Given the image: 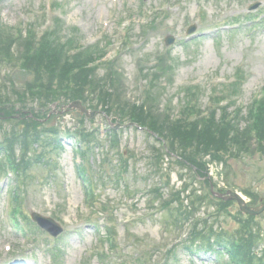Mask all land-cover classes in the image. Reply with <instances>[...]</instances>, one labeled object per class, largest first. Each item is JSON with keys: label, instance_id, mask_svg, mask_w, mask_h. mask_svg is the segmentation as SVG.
I'll return each mask as SVG.
<instances>
[{"label": "rangeland", "instance_id": "obj_1", "mask_svg": "<svg viewBox=\"0 0 264 264\" xmlns=\"http://www.w3.org/2000/svg\"><path fill=\"white\" fill-rule=\"evenodd\" d=\"M59 1L66 3L64 21L67 27H80L82 42L84 41L86 45L98 39L102 21L113 20L108 27V34L115 38L113 40L116 44L111 48L110 56L114 57L117 52H122L119 65L124 73L118 93L132 102L142 98L141 89L145 84L139 81L140 59L149 60L151 58L149 56L155 57L166 48L164 43L166 36L170 34L176 36L175 44L167 47L172 52L168 58L176 64V70L170 71L168 75L171 83L166 90L172 101L169 102L159 97L150 109L159 118L169 123L171 122L170 116L165 114L168 108L172 109L174 118L178 117V112L185 111L186 115L188 113L187 101L190 105L196 97L198 102L195 104H199L205 112H212L220 98L215 97V93L220 92L213 88L214 85L225 82L235 72H239L237 69L239 65L243 66L241 72L244 79L246 77L247 79L244 84L237 85L236 89L241 94L231 108L239 107V105L248 107L254 96L263 94L261 88L264 86V0H126L132 5L133 14L131 16L137 19L136 23L131 24V36L133 42L136 43L131 52L122 48V32L114 23L117 17L115 9L120 8L121 1L116 6L112 4V0ZM256 1L262 2L259 12L256 13L257 10L248 11V5ZM142 4L153 9L154 15L160 17L156 29L142 32V26L138 20L141 16ZM102 6L104 13L98 14ZM42 8L43 0H0V20L4 27L10 28L19 26L20 23L24 28L28 22L35 21L42 25L45 19H48V16L43 17ZM122 8L121 6L118 11L121 17ZM248 13H253L260 21L258 23L246 21L248 17L243 16ZM165 15L168 17L163 20L162 17ZM232 22L239 23L240 26L237 29L223 27L224 24ZM192 25H196L197 29L194 35H188L187 30ZM0 50L2 51L0 58V139L15 125L14 119L11 118L15 111L10 109L4 113L3 110L6 111V107L18 104L19 100L20 102L27 101L30 107L44 106L38 109H43L47 117L50 107L55 102L59 103L57 110L52 111L53 115L51 113L50 120L47 118L48 122L43 121L46 130L51 132L46 133L42 148L38 147V151H41L45 160L42 164L38 162L37 165L32 164L34 166L26 186L18 184L15 179H7L0 172V264L19 262L20 264H87L88 258L92 259V264H113L119 261L114 248L107 251L106 258H100V255L96 253L90 256L99 248L100 238L105 235L106 230L103 227L102 215H91L92 212H87L86 185L80 176L79 169L85 172L84 175L86 174L88 180L95 186L93 199H99L113 207L116 218L114 219L115 246L121 248L123 256L130 259L138 256L141 264H149V262L157 264L162 261L167 256L162 248L186 233L189 227L183 224L177 225L167 232L164 222L169 220L168 214H152L146 210L148 202L146 197L142 196V192L159 182V179L155 177L148 180L147 156L152 142L148 141L146 133L137 130V125H133L130 121H126L127 125L118 129L120 130L119 147L121 151L127 150L130 154L138 155L136 161H129L130 167L127 173L128 181L137 193L131 202L126 197L125 184L119 183L109 164L108 167L106 166V162L116 166L119 162L118 153L115 151L109 155V160L103 163L100 161L107 155L106 134H108L106 131L108 123L102 106L96 109L97 114L93 119L83 121L78 118L77 112L61 107L68 104L71 99L61 98L60 94L57 97L55 93L52 94V91H49V86H60L59 83L64 85L66 81L58 76H46L36 72L35 68L29 64V60L20 64V58L26 56L22 54L24 48L10 40L2 42ZM3 52L6 56L4 58H11L9 65L2 64ZM103 72L105 71H100L99 75H103ZM37 82L44 87L41 93L31 95L24 90ZM195 83L200 85V92L199 95L191 96L187 92V87L183 86ZM13 86L14 89H12ZM159 91L162 90L159 89ZM48 95H53L54 98ZM83 102L88 103L87 105L91 104V101H86V94ZM95 103L97 104L96 101ZM173 104V107L169 106ZM21 108H24L23 104ZM130 108L131 105L124 108V112L129 113ZM40 112L37 110V113ZM216 112L218 117L222 115L220 111L216 110ZM246 114H242L245 119H247V116H244ZM128 120L131 118L129 117ZM240 123L243 128L248 129L250 134H253V143L256 144L255 133L251 132L244 120L239 121ZM93 127L98 131L94 141L78 139L75 130L86 133L89 128ZM52 133L56 134L53 136ZM54 137H60V141L53 144ZM259 148L260 146L254 145L257 152ZM182 151L184 152L183 149ZM229 152L231 149L224 152L223 159L220 161L212 160L208 155L203 156V160L207 162L204 164L213 176V182L221 191H238L251 205L259 204L260 200L264 199V154L252 153L248 156L231 158L226 155ZM6 154V148L1 147L0 164ZM174 160L165 158L164 162L166 166L170 164V185L177 189L182 185L179 174L186 178L187 172L179 168ZM104 175L107 176L103 179ZM196 187L198 189L194 187L193 189L200 192L198 204L201 206L195 212L198 217H201L199 221L212 213L213 215L208 217V224L210 223L211 226L213 224L212 228L215 233H219V236L222 234L224 237L226 235L238 239L242 237L243 247L247 250L248 256L251 252L258 256L264 254V213L252 217L243 213L237 203L230 202L223 205V208L217 212L215 202L209 197L210 187L204 183L197 184ZM12 190L21 195V202L27 214L30 215L31 211L39 212L42 215L53 217L64 227L65 231L56 238L57 242L53 241V237H47L42 232L37 233L34 242H24L20 233L17 235L14 229L9 231L6 205ZM187 195V192L184 193V196ZM128 220L130 221L129 229L124 224ZM215 226L219 229L218 231H215ZM6 240H9L10 244H3ZM49 243L51 246L56 245V250L51 251L50 254L48 250L52 249H49ZM9 245L11 247L13 245L11 252H7ZM241 250H237L235 255L239 256ZM170 259L171 264H234L232 254L225 248H221L216 255L202 250L192 253L184 246H179L175 248ZM247 259L249 260V257Z\"/></svg>", "mask_w": 264, "mask_h": 264}, {"label": "trees", "instance_id": "obj_2", "mask_svg": "<svg viewBox=\"0 0 264 264\" xmlns=\"http://www.w3.org/2000/svg\"><path fill=\"white\" fill-rule=\"evenodd\" d=\"M88 77H90V71H80L74 79L73 83L77 88H75L74 94L78 95L80 92H83V87H86ZM74 91V90H73ZM114 100L115 97H114ZM116 103V102H115ZM119 104V103H118ZM116 105V104H115ZM119 104V112L124 115V108L129 107L128 104ZM148 108L151 109V104H148ZM147 111L144 109H139L137 114L135 115L136 122L140 125L145 127L147 130H151L158 134L160 137L166 140L167 146L170 152L175 153L181 159H175L174 163L180 168L186 170L190 176V178L200 177V180L196 178L195 182H202L203 178L205 177L204 171L206 170V165L204 164L203 158L205 155H211L213 158L220 159L224 156V152H228L229 149H234L238 151H242L244 153H248L251 151V137L246 132H240L238 129V125H233L228 123L225 128L220 129L221 131L218 132L216 129L219 127L216 124H213L212 120H202L193 128L187 130L184 127H179L174 122H168L165 119L159 118L153 111ZM130 115V114H129ZM256 120V129H257V138H258V145L262 148L260 149L261 152L264 153V105L259 110L257 114ZM95 134H86L83 138H91L94 137ZM246 137V139H244ZM184 150V152L182 151ZM196 150V151H195ZM204 156V157H203ZM168 157L173 160L172 156ZM155 169L159 173L165 174L168 176L170 174L169 165L167 167L164 166L165 162V155H163V151L158 149L155 153ZM187 163L191 164L188 165ZM192 167H195L194 170ZM181 180H184V176L180 177ZM194 182V183H195ZM183 187L181 189H177L175 192L173 190L169 194L172 198L167 201L178 204V208L176 207V215L179 220L185 218L186 216L194 213L198 206V201H200V196L198 191H195L192 187H188L186 180L183 183ZM193 184V183H192ZM191 184V185H192ZM170 185L168 184V188ZM188 193L186 197L184 193ZM193 195V196H192ZM164 196H162L163 198ZM166 200V198H164ZM186 200L189 201V204H186ZM166 201V202H167ZM167 202V203H169ZM172 216L175 213H171ZM212 227H209L207 232L208 238L206 240L200 241L204 245H207L209 249H215L214 246L218 245V248L222 245H226L225 241H230L229 239H225L224 237H215L213 236V242L211 243V233ZM210 235V237H209ZM225 240V241H224ZM229 243V242H228ZM255 245V244H254ZM255 247V246H254ZM241 246L237 249L239 250ZM264 253V252H263ZM240 254H242L243 259L240 260L241 262H247V257H249V264H264V254L258 256L257 254H253L252 252L248 256L247 250H243ZM237 258H241V256H237Z\"/></svg>", "mask_w": 264, "mask_h": 264}, {"label": "water", "instance_id": "obj_3", "mask_svg": "<svg viewBox=\"0 0 264 264\" xmlns=\"http://www.w3.org/2000/svg\"><path fill=\"white\" fill-rule=\"evenodd\" d=\"M72 107H77V108H80L82 109L83 112H85V108L81 106V104L78 102V103H75L72 105ZM94 114H92L93 116ZM230 196L226 199H229V200H235L239 203L240 207H241V210H243L245 213H248V214H252V215H259L261 214L262 212H264V203L261 205V206H258V207H249L247 205V203L245 202V200L238 194V193H235V194H232L231 192H229ZM35 218H37L39 221L43 222V221H48L50 222L54 227L58 228V225L55 224L53 221L49 220V219H42L40 218V216H35ZM59 229V228H58ZM61 231V229L58 230V233ZM57 234V233H56Z\"/></svg>", "mask_w": 264, "mask_h": 264}, {"label": "bare ground", "instance_id": "obj_4", "mask_svg": "<svg viewBox=\"0 0 264 264\" xmlns=\"http://www.w3.org/2000/svg\"><path fill=\"white\" fill-rule=\"evenodd\" d=\"M98 11H99L98 14H103L104 13V7L103 6L100 7ZM11 264H20V262L19 263H11Z\"/></svg>", "mask_w": 264, "mask_h": 264}]
</instances>
